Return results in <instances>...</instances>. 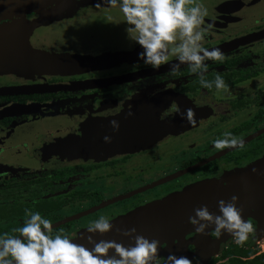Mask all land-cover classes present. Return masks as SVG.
<instances>
[{"label":"flooded vegetation","instance_id":"obj_1","mask_svg":"<svg viewBox=\"0 0 264 264\" xmlns=\"http://www.w3.org/2000/svg\"><path fill=\"white\" fill-rule=\"evenodd\" d=\"M202 2L209 29L204 46L224 55L222 62L204 61L207 79L224 78L227 89L219 91L202 87L186 65L172 75L174 59L158 69L144 64L137 55L142 49L124 29L104 31V39L94 31L80 37L64 30L91 15L117 13L123 20L118 6L104 0H50L0 19L17 37L29 31L30 47L41 54L67 55L73 62L63 65H74L50 70L37 55L35 68L0 72V232L19 226L25 210L39 211L53 234L63 229L75 241L89 221L104 215L113 228L94 238L113 236L129 245L116 229L135 228L151 239V227L164 226L182 237L157 253L176 255L167 246L195 237L194 209L206 205L219 214L218 201L235 195L254 226L246 242H254L264 226L258 213L264 203L251 206L246 199L264 189V0ZM61 9L64 15L53 18ZM51 25L61 27L48 31ZM157 131L163 133L152 139ZM226 131L241 138L243 148L216 149L212 141ZM211 231L209 238H217ZM231 243L229 237L209 261ZM186 248L199 264L196 245Z\"/></svg>","mask_w":264,"mask_h":264},{"label":"clouds","instance_id":"obj_2","mask_svg":"<svg viewBox=\"0 0 264 264\" xmlns=\"http://www.w3.org/2000/svg\"><path fill=\"white\" fill-rule=\"evenodd\" d=\"M104 5L118 6L126 25V39L140 46L142 51L137 55L144 64L158 69L174 59L176 62L169 65L172 75L179 71L181 65H186L190 73L199 77L202 87L212 89L214 86L217 91L227 89L221 75L216 74L213 80L206 78L204 61L222 62L224 55L218 48L204 46L209 29L204 26L207 9L202 0H104ZM186 118L189 123L193 122L191 109L186 110ZM110 125L114 131L119 129L117 120H111ZM104 140L110 142L111 137L105 136ZM212 144L216 149L243 148L244 141L226 131ZM237 205L238 197L235 195L227 201H218L219 214L202 205L194 209L189 223L196 233L203 234L211 228L212 235L220 237L227 233L234 243L242 246L254 231V226L242 218L243 208ZM25 216L11 232H0V264H193L188 257L174 253H169L161 261L157 258L159 241L136 234L135 228L116 229L131 239L127 247L115 240L95 241L96 233H105L113 228L110 218L104 215L89 221L81 237L92 245L90 248L74 242L63 229L53 234L52 222L39 211L25 210ZM109 249H113L115 255H107Z\"/></svg>","mask_w":264,"mask_h":264},{"label":"water","instance_id":"obj_3","mask_svg":"<svg viewBox=\"0 0 264 264\" xmlns=\"http://www.w3.org/2000/svg\"><path fill=\"white\" fill-rule=\"evenodd\" d=\"M50 0H3L0 1V19L2 18H6V17H12V16H21L23 15L25 12L29 11V10H35L38 7H41L43 5H45V3L49 2ZM63 0H60V2H62ZM67 1V0H66ZM4 26H0V56L2 55V51L3 49V43L6 42L7 45H9V47H13V46H17L18 47V43L16 42V39H21L20 37L15 38V37H11L9 36V33L7 31L6 28H3ZM3 41V42H1ZM35 50V49H34ZM38 57L42 56L44 59H46V61L48 62V65H44L43 68L48 67L50 70H64L66 69L68 66L73 68L74 65H63L64 62H70L72 63L73 61L68 59V58H73V57H69V56H65V55H56V54H52L49 57H47L46 55H44V53L41 54V52H38ZM37 55H32L33 60L35 61H39V59H37ZM46 62V63H47ZM45 63V64H46ZM36 66H39L38 64ZM15 70H21V69H15L12 65H8L5 63L0 62V72H9V71H15ZM158 120V118H157ZM156 124L152 123V125L155 126H159L158 122H155ZM165 124V123H164ZM163 125V124H160ZM163 133V131H157L155 132L154 137H152V139L157 138L158 136H160ZM255 195L254 197H251L250 199H246V203L247 205H253L255 206V204L259 203L262 204L264 203V189L263 191L253 194ZM262 195V196H259ZM245 203V202H244ZM161 204V203H160ZM258 204V205H259ZM162 205V204H161ZM246 205V206H247ZM261 212L259 211L258 213L260 214V218L264 219V206L261 208ZM93 210V209H92ZM251 215V214H250ZM247 216L246 213L242 214V218L245 219ZM253 216V215H251ZM262 228H260L257 233H255V238H260L262 236H264V226H261ZM194 229H191L190 231H193ZM188 230H181L182 233H187L190 232ZM180 231L177 230H172V229H168L167 227H158V226H153L151 227V239H157L159 241V245L158 247L165 243V242H171L173 241V239H179L181 238L182 234L179 235ZM84 231L81 232L79 234V239H76L74 242L79 243V244H84L87 247H92V245L88 244L87 241L85 239H82V235H84ZM231 237L229 234L227 233H223L220 237H217L215 239L213 238H209V236L207 235V232L205 230V233L200 234V233H196L195 237L190 239L189 242H178L176 245L174 246H167L168 250H175L176 251V255L177 256H186L189 258V252L187 251V244L192 243L196 245V253L198 255V257L201 259L199 264H207L211 255L214 253H217L221 247V245L225 244L228 240V238ZM113 236L109 237L107 240H112ZM150 239V240H151ZM95 241L99 242L100 240H106V236H102L100 238H94ZM181 240V239H180ZM125 247H127L128 245H124ZM162 255L163 258H166L167 255L164 253H157V255ZM107 255H115V252L113 249H109Z\"/></svg>","mask_w":264,"mask_h":264},{"label":"rangeland","instance_id":"obj_4","mask_svg":"<svg viewBox=\"0 0 264 264\" xmlns=\"http://www.w3.org/2000/svg\"><path fill=\"white\" fill-rule=\"evenodd\" d=\"M64 12L65 11L61 9L59 12H56L55 14H53L54 15L53 18L55 19L60 18L62 15H64L62 14ZM92 16L93 15H91L89 18L90 20L86 22L74 20V22L72 23H75V25L68 27V29L64 28V30L69 34H74L75 36L81 35L80 37H84L88 33L94 31L97 37L101 36L102 38L105 35L102 33L104 31H116L119 29L125 30L126 25L124 22H122L123 20L121 18H118L119 16L117 13H112L111 15H102V16L98 15V16H95L94 18H92ZM20 20L21 21L16 20V22H14V24L18 27H21L19 24L23 22L22 19ZM0 26H3V25H0ZM60 27L61 26L56 27L54 25H51L47 30L53 31V30L60 29ZM28 32H24L22 36H18L21 38V43L18 45V47L17 46L9 47V45H7L6 42L3 43L4 50H1L2 55L0 56V62L8 64V65H12L13 67H18L19 65H28L31 68H35V66L37 65V61L33 60L32 55H37L39 52V49L35 47H30ZM9 36L17 37L13 34V32L9 33ZM250 247L257 249L256 247L253 246V243ZM222 261L223 260H220L219 262L221 263Z\"/></svg>","mask_w":264,"mask_h":264},{"label":"trees","instance_id":"obj_5","mask_svg":"<svg viewBox=\"0 0 264 264\" xmlns=\"http://www.w3.org/2000/svg\"><path fill=\"white\" fill-rule=\"evenodd\" d=\"M246 244L247 247L234 243L228 244L208 264H264V251L258 252L257 249L250 247L251 243ZM220 260L223 261L220 263Z\"/></svg>","mask_w":264,"mask_h":264},{"label":"built area","instance_id":"obj_6","mask_svg":"<svg viewBox=\"0 0 264 264\" xmlns=\"http://www.w3.org/2000/svg\"><path fill=\"white\" fill-rule=\"evenodd\" d=\"M246 243L247 242H245L242 246H244V247L246 246L247 247V244ZM249 243H251V245L253 243V246L257 248V251L258 252H263L264 251V236H262V237H260L258 239L256 238L254 240V242H249Z\"/></svg>","mask_w":264,"mask_h":264}]
</instances>
